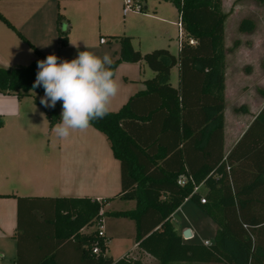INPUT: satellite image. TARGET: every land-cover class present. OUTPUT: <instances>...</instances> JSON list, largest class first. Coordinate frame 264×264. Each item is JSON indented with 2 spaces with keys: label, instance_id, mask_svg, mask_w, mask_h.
<instances>
[{
  "label": "trees",
  "instance_id": "trees-1",
  "mask_svg": "<svg viewBox=\"0 0 264 264\" xmlns=\"http://www.w3.org/2000/svg\"><path fill=\"white\" fill-rule=\"evenodd\" d=\"M156 1L168 2L177 11L182 31L177 55L164 49L141 54L132 48L130 38L112 37L119 44L111 66L114 73L120 63H143L154 76L143 81L145 90L118 111L89 126L106 138L119 163L116 197L133 202L134 207L102 211L113 198H17L12 237L16 264H22L28 242L41 258L26 264H69L59 259L68 244L79 253L80 264H143L127 256L118 261L106 257V238L98 235L96 227L102 217L133 222L137 249L156 264H264V107L239 143L223 156L226 15L221 0ZM62 18L57 15L56 24ZM0 23L36 56L24 67H0V94L40 98L43 89L31 85L36 61L45 57L1 14ZM252 28L250 21L242 20L238 30ZM68 33L69 27L57 31V49L67 46ZM173 67L178 69L176 88L169 84ZM34 103L39 104L36 99ZM59 109L60 101L54 108L45 107L49 128L59 121ZM180 178H184L182 186L177 184ZM201 185L204 193L198 189ZM186 200L215 225L211 244L185 243L176 232L172 215ZM94 247L98 254L92 253Z\"/></svg>",
  "mask_w": 264,
  "mask_h": 264
},
{
  "label": "crops",
  "instance_id": "crops-1",
  "mask_svg": "<svg viewBox=\"0 0 264 264\" xmlns=\"http://www.w3.org/2000/svg\"><path fill=\"white\" fill-rule=\"evenodd\" d=\"M245 5L254 9L251 11L258 12L237 15L236 12L246 7ZM47 7L49 0H0V14L16 30L22 31V27L27 28V31L29 29V33L25 32L26 36L31 38L30 40L37 47L33 46L38 48L44 57L51 54L49 46L52 44L53 31L52 17L46 12ZM232 8L234 14L236 13L232 20H237V23H234L229 31L227 12ZM221 9L226 15L221 146L222 154L226 156L243 138L264 107V0H221ZM176 17L178 21L177 11ZM156 18L165 25L174 26L170 20L157 16ZM242 20L251 22L253 28L249 32L238 30ZM27 21L31 22L30 28L28 25L30 22ZM0 25H2L0 26V64H2L8 60L5 51L8 53L10 50L4 43L11 42L10 44L14 45L16 36L2 23ZM85 35L86 32L82 33L80 40L73 44L68 33V44L64 48L57 49V57L70 60L75 57L77 51L86 50L97 56L107 53L112 60L116 59L117 51L113 54L110 51L97 52L96 48H91L87 44L85 40L87 35L86 37ZM101 38L105 40L104 44L99 42ZM99 40V48L107 43L102 36ZM114 41L119 47L117 41ZM143 65V63H120L117 66L114 79L118 82L119 88L117 95L110 102L109 112L118 111L131 96L145 90L143 81L151 79L154 74L152 72L151 75L147 74ZM143 76H146V79ZM177 86L178 76L177 83L172 87ZM38 109L31 97L17 99L12 95L0 94V118L3 121L0 127V264H16V241L12 237L17 227V198H88L92 201L113 198L102 211L119 210V208L129 210L134 207L133 202H123L116 197L120 192L119 163L114 159L106 138L95 129L88 127L83 131L72 132L66 139L57 138L51 145L46 139L54 133L53 128H49L46 119V125L44 124V112L41 115ZM34 115L37 117L36 123ZM253 136L254 133L247 141L249 142ZM198 189L202 190L201 193L205 191L203 185ZM113 207L115 209H112ZM21 228L23 231L25 224H22ZM174 228L180 235L181 231L176 226ZM190 231L192 235L190 240H192L194 234L191 229ZM30 236L32 237V233ZM104 237H107L105 225ZM182 241L190 243L189 240L182 239ZM205 242L212 243L204 241L202 244ZM30 246L28 242V248L23 251L22 264L33 263L41 258L40 252L35 248L31 250ZM65 247L59 259L69 264H80L79 253L75 247L71 244ZM132 250L136 252L133 253L136 258L133 255H126L128 258L140 261L144 258L148 259V255L137 249L135 242ZM105 255L108 257L107 254ZM153 262L155 263L154 260Z\"/></svg>",
  "mask_w": 264,
  "mask_h": 264
},
{
  "label": "rangeland",
  "instance_id": "rangeland-1",
  "mask_svg": "<svg viewBox=\"0 0 264 264\" xmlns=\"http://www.w3.org/2000/svg\"><path fill=\"white\" fill-rule=\"evenodd\" d=\"M124 1L125 0H49V7H47L46 12L51 15V22L53 24L52 44L49 46L51 54L57 56V31H66L67 27H69V37L73 44H76V42L80 40L81 34L86 32L87 37L85 35V40L87 44L91 48H96L97 52L110 51L113 54L114 51H117L118 53L119 47L112 37H128L130 38L132 48L139 51L141 54L164 49L168 50L169 53L174 56L177 55L179 30L177 27L175 8L168 2L146 0L145 2H141V6L144 10L143 12L129 13L127 16L123 17L121 8ZM251 10L254 9L251 7L249 8L247 5L246 7H242L241 10L239 9L236 13L241 16L248 12H258L257 10ZM235 14L233 8L227 12V16L229 17L227 20V28L229 31L231 27L235 25L234 23H237V20H232ZM57 15L63 17L59 24H56ZM156 16L164 20L172 21L174 26L163 24ZM28 25L30 28L31 22L30 24L28 23ZM28 25H26V27H28ZM0 26L2 27V25ZM26 29L27 28L22 27V31H18H20L32 45L37 47L36 44L30 40L31 38L26 36L25 32L29 33V29L28 31ZM100 36L104 37L107 43L99 48L98 40ZM14 40V45H11V42L4 43L10 50L8 53L5 51L8 60L0 64L2 65L0 67H24L36 60V56L27 46L23 45V43L15 37ZM143 66L147 74L151 75V71L145 65ZM177 76L178 71L174 67L171 69V77H169V83L172 86H175L177 83ZM143 77L146 79V76ZM31 98L33 101L36 99L39 103L40 98L36 97L34 94H32ZM36 106L39 107L38 110H40L39 112L42 115L45 107L41 106L40 103ZM60 110L61 109L58 111L59 114ZM34 116L36 123L37 117L36 115ZM45 123L44 118V124ZM56 139L57 136L55 133H51L46 141L48 140L52 145L56 142ZM201 192L202 190H200V193ZM112 209H115V207ZM172 217L173 225L181 231L180 236L184 230H192L194 236L192 240L189 239L190 243L202 244L204 241H208L209 243L213 241L215 225L200 211L199 207L193 201L186 200L181 208L174 212ZM104 221L105 229L107 230V256L113 261H118L126 255L132 256L133 253L135 254L136 252L132 250L135 232L133 222L127 219L114 217H104ZM94 228L95 227L90 228L87 232H91ZM112 234L116 236H111ZM133 257L136 258L135 255H133ZM147 258L148 259L144 258L141 262L143 264H156L151 257L148 256Z\"/></svg>",
  "mask_w": 264,
  "mask_h": 264
},
{
  "label": "clouds",
  "instance_id": "clouds-1",
  "mask_svg": "<svg viewBox=\"0 0 264 264\" xmlns=\"http://www.w3.org/2000/svg\"><path fill=\"white\" fill-rule=\"evenodd\" d=\"M112 64L109 54L97 56L86 50L77 51L70 60L49 54L36 61L31 88L43 89L40 105L54 108L60 101L59 121L52 129L57 138L66 139L74 131L86 130L92 121L109 114L110 102L119 88Z\"/></svg>",
  "mask_w": 264,
  "mask_h": 264
},
{
  "label": "built area",
  "instance_id": "built-area-1",
  "mask_svg": "<svg viewBox=\"0 0 264 264\" xmlns=\"http://www.w3.org/2000/svg\"><path fill=\"white\" fill-rule=\"evenodd\" d=\"M143 12V8L141 6V2L139 0H136V1H133V0H125L122 4V8H121V14L123 17L127 16L129 13H141ZM177 27H178V30H179V40L178 42L181 40V37H182V31H181V25L179 22H177ZM181 34V35H180ZM99 42L101 44H104L105 43V40L103 38H101L99 40ZM190 45H193L194 42L192 40H189L188 42ZM177 184L179 186H182L184 184V178H180L178 181H177ZM197 189H194V192H196ZM200 203L203 204L204 203V200L201 199L200 200ZM102 213V211H100V214ZM104 225H105V222H104V218L102 217L100 220H99V224L96 226L97 229H98V235L103 237L104 236ZM208 243L205 242L204 245H207ZM92 253L93 254H98V248L97 247H94L92 249Z\"/></svg>",
  "mask_w": 264,
  "mask_h": 264
},
{
  "label": "water",
  "instance_id": "water-1",
  "mask_svg": "<svg viewBox=\"0 0 264 264\" xmlns=\"http://www.w3.org/2000/svg\"><path fill=\"white\" fill-rule=\"evenodd\" d=\"M191 232L189 230H184L182 235H181V238L183 240H189L191 238Z\"/></svg>",
  "mask_w": 264,
  "mask_h": 264
}]
</instances>
